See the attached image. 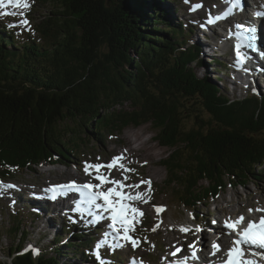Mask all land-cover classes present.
<instances>
[{"label":"trees","instance_id":"1","mask_svg":"<svg viewBox=\"0 0 264 264\" xmlns=\"http://www.w3.org/2000/svg\"><path fill=\"white\" fill-rule=\"evenodd\" d=\"M37 1L47 6L35 26L37 38L15 41L0 27L3 177L10 168L21 172L74 159L70 153L84 142L145 124L168 148L162 160L167 187L189 210L207 205L228 186L262 176L264 97L231 100L198 77L197 52L186 39L190 31L155 9L163 0ZM190 100L208 114L206 120L199 110L190 113ZM23 219L19 211L10 214L11 238L19 237L10 249L16 254L12 264H68L67 256L85 257V240L62 248L60 236L38 257L19 255L28 238Z\"/></svg>","mask_w":264,"mask_h":264},{"label":"rangeland","instance_id":"2","mask_svg":"<svg viewBox=\"0 0 264 264\" xmlns=\"http://www.w3.org/2000/svg\"><path fill=\"white\" fill-rule=\"evenodd\" d=\"M29 2L30 4H32V0H29ZM194 2L196 1L169 0L168 4L165 3V0H163L162 2H160V6H156L155 9L160 11L166 9L168 14L171 15V12L169 13L168 11V7L177 8L178 13H175L174 17H176V19H183L188 16L190 17L191 13L188 12L189 7ZM185 6H188V10H185ZM182 7L184 8V10H181ZM46 11V5L38 4L37 7L34 9V13H32L31 15L34 20L29 17L28 14H26L25 16V18L29 21L28 26H20L19 23H16L17 28L15 31V35L17 37H22L23 35H20V32L28 31V34H32V36L36 37L35 31L33 30V26L35 25L34 23L40 22L42 20L41 16H43ZM207 12L208 10H206L203 5L201 9V14L206 15ZM181 13L184 15V17L182 16L183 18H181L180 16ZM193 18L196 21L195 15ZM198 39H200V37H198ZM218 68L220 67H200L198 69L196 68L195 72L197 73L198 77L206 76L210 83H214V78H217L219 82L216 83L221 89L220 92L224 96H228L229 99H241L242 97H244L246 91H243L239 97L231 96V83H226L224 79H222L223 74L221 72H217V70H219ZM225 74L230 73L225 72ZM197 104L198 103H194V100L189 101L187 106L190 109V113L196 114L199 113L196 110H199L201 116L206 120L208 118V114L203 112L201 110V107ZM192 123L193 119L190 118L186 120V125L191 126ZM131 129L135 132L138 130L137 132L140 135L142 134L141 141L133 140L130 135L128 138L125 137V131L129 133L132 131ZM141 142H145L146 147L151 148L152 154H149L147 150L143 149V147L140 146ZM121 153H124L126 157L123 160V163L126 164L129 168L135 170L134 173H128V175L130 176V179L128 181L138 183L140 179L151 180V191H147V185H141V188L139 189V191L141 192H146L144 199L147 202L145 203L140 201V204L138 202L140 208L145 212L141 217H139V222L132 236L138 241V244L135 248H133L132 244L130 243L128 246L124 245V247L120 249V251L126 254L129 257L130 261L134 264H137L139 260L156 261V263H159L164 257L170 255L173 252V248L181 249L183 243L185 245L190 244L187 241L189 240V237L191 235L193 237L195 236V240L194 243H191L190 245L207 246V240L209 241L211 234L209 227L212 225L214 220L215 223H217V225L219 226V233L222 235L225 233L224 231H222L220 226H222V220L227 218L225 211H223V209L226 208L227 203H233V207L230 212L231 216H235L237 211L240 212L239 216H251L256 211H253L250 214L248 211L249 209L264 208V166H262V176L259 177L257 181H254V183L240 184L239 187L228 186L223 191V193L220 194V196H216L214 200H211L207 207L199 206L196 209V216L198 217L195 219L189 211L179 205V202L176 201L178 203L177 204L174 201L171 195L172 191L167 187V172L165 168L162 167L161 162L168 155V148H163L156 142V134L152 129L151 124H145L138 127L130 126L124 129L121 134H106L101 137L100 142H84L78 153H70V155L74 157V159H70V161L60 163H57V161H55L53 162V165L50 163L39 164L37 166L31 167V169L23 171L22 173H16L11 180L12 182L17 183L18 186L23 187L24 191L28 188L32 189V186L39 185L38 187L42 186V190H44L45 193L47 186L55 182L62 183L72 179H81L80 183L88 181L92 173H85V162L89 164H105L110 162L113 157L118 156ZM149 156L152 157L150 158ZM80 165L83 166L82 172L79 169ZM114 172L117 173V175L114 176L115 178H122L121 172L118 169L111 171V173ZM155 172L157 175L155 174ZM33 182H36V185ZM202 184L204 185L207 183L203 182ZM24 195L25 197H29V194L27 192H24ZM38 196H40V193ZM1 202V204H3L5 200L1 199ZM221 202L222 206L220 207ZM217 204H219V210L214 211V207ZM156 207H162L164 210L158 213L156 211ZM220 209H222V211ZM49 217L50 215L46 218L48 225L51 223ZM7 220V216L3 217L2 220L0 217L1 261L7 259L8 248L12 246V242L9 240L5 233L9 226ZM199 222H201L202 224L209 223V227L207 229H200L197 225V223L199 224ZM22 223L28 234L34 230L30 225V221L26 218L23 220ZM38 227H42L41 223H38ZM181 227H187L191 229L190 233L181 232ZM198 228L200 229L199 231L197 230ZM48 229L55 230L50 226H48ZM173 230L177 234H175ZM34 237L35 235L31 236L32 239ZM49 239L50 238L45 241H42L41 243H46Z\"/></svg>","mask_w":264,"mask_h":264},{"label":"snow or ice","instance_id":"3","mask_svg":"<svg viewBox=\"0 0 264 264\" xmlns=\"http://www.w3.org/2000/svg\"><path fill=\"white\" fill-rule=\"evenodd\" d=\"M231 7L224 13V15L229 14L232 10L240 6V0H229ZM11 7L12 9L20 10L19 12H0V16L3 15H13L19 16L21 19L18 21L20 26H28L29 21L25 18L26 11L30 9L29 0H0V9L5 7ZM258 17H264V12L258 11L256 13ZM221 17H217L219 19ZM213 21L209 19L208 23ZM239 30L236 33L237 43L234 46L236 53V64L243 65L248 59L247 53L243 49H251L252 51H258L254 43L256 31L253 27H248L244 25H236ZM255 92L256 89H253ZM126 151V150H125ZM124 153L115 156L110 162L106 164H89L85 162L84 171L86 174H91L93 171L95 175L93 179L98 181V183H84L77 184L72 181L64 185H52L45 191L52 193L49 196L50 199L55 200L58 195H67L68 191H73L78 194V199L75 201L76 208L81 212H87L94 218L99 215L100 212L109 213L108 219L111 223L108 227L115 234L117 239V244L115 246L122 247L119 244V240H124L130 242L135 248L138 241L134 239L130 232L135 230L134 225L138 222V217L142 216L143 213L134 206V202L141 201L147 202L144 198L146 192L138 191L141 185H147V191H151V180L140 179L138 183H127L130 179L128 173H134L135 170L129 168L123 163L125 159ZM146 163V162H145ZM104 169L109 170V173L113 169H118L121 172V179H111L109 175L104 174ZM105 185H111L106 190H104ZM16 186L13 184H7L0 181V196H3L8 190L14 189ZM136 189L137 191H132ZM102 201L103 203H98ZM86 206V207H85ZM92 209H96V213L92 212ZM162 207H156V211L159 213L163 211ZM251 214L253 211L264 213V208L249 209ZM103 218V217H99ZM245 217L243 215L237 217L235 220L228 219L224 222V227L229 231L236 232V238L233 240V246L229 248L226 252V257L222 264H258L259 260H264V215H261L258 220H249L245 227H241L244 224ZM155 230V229H153ZM200 230L199 228L197 229ZM181 232H189L191 229L187 227H181ZM107 236V233H105ZM104 244L101 240L97 245V249ZM191 250L190 257H184L179 261V264H187L188 259H198L196 252L194 250V245H189ZM213 254L219 251V245L216 243L212 244ZM31 250L34 255L38 254V250L29 246L28 249ZM181 249L176 248L171 255L176 256ZM97 260L100 264H104L98 252L95 253ZM258 258V259H256Z\"/></svg>","mask_w":264,"mask_h":264},{"label":"bare ground","instance_id":"4","mask_svg":"<svg viewBox=\"0 0 264 264\" xmlns=\"http://www.w3.org/2000/svg\"><path fill=\"white\" fill-rule=\"evenodd\" d=\"M194 1H196V2H194V3L191 4V6L189 7V11L188 12L191 13L190 18H192V17H194L193 14H192V12L195 11L196 6L198 8H200V11L197 12L196 18L199 19V22H200L201 25H202V22L203 21H207L208 22L209 19L212 20L213 17L216 16V15H214V12L213 11L216 10V9L221 8V6H220L221 0H194ZM259 1L261 2V0H258V2ZM203 5L206 8V10H208V12H207L206 15H202L201 14V9H202ZM184 8H185V10H188V6H185ZM256 13H253L251 15L252 16L251 18H253V20H254V18L255 19L257 18ZM210 25H212V23H210ZM261 26H262V24H261ZM209 31H210V28L209 27H206L205 29H201V35L203 37V43L205 44V46H204L205 47L204 48L205 56H210L212 53H216L217 54L216 58L217 59L218 58L220 59L221 55L224 54L228 50L229 42L235 40V38L233 36V33H231V36L233 38H224L222 41L209 40L208 37H207ZM259 50H258V53H260L262 51L261 49H259ZM263 50H264V46H263ZM258 53L254 52L253 54H251L249 56L250 58L247 61H245L246 62V65H242V66L236 64V56L235 55L230 56L229 61L233 65L234 72H235V75H236V77H234V80H236V81L240 80V81H242L244 83L246 81L255 83V81L260 80L262 77H264V57H262V56H264V53H262L260 55ZM259 90L262 91V92H264V86L259 85ZM137 131L135 132V131L132 130L129 133L125 131V137L128 138L129 135H130V137L133 140H135V141H141V135L142 134L140 135ZM126 133H128V134H126ZM145 142H141V145L140 144L139 145L142 146L143 149L147 150L149 152V154H152L151 148H147ZM139 145H138V147H139ZM143 155H145V154H143ZM155 174H156V172H155ZM55 183H57V182H55ZM29 192L33 196H35V197H39L38 196L39 193H40V197L42 196V193L41 192H37V191L32 192L30 190H29ZM143 213H145L144 210H143ZM103 215H104V212H103ZM260 216H261L260 213L254 212L252 216H246V219L245 220L248 222L249 220H253V218H255V217L256 218H259ZM175 234H177V233L175 232ZM215 238H216V241L215 242H218V245H220V243H221V245H224V246L227 245V242L224 241V240H222V236H220L219 233L216 234ZM193 241H194V237L191 235L190 236V243H192ZM203 246H202L201 249H202V251H205V249H204ZM209 252H210V250L207 251V253H209ZM212 252H213V249H212ZM205 255H202V257H204ZM220 256H221V253L219 251H216L215 254H214L215 259L218 258V257H220Z\"/></svg>","mask_w":264,"mask_h":264}]
</instances>
